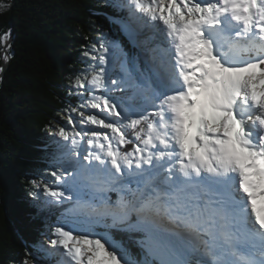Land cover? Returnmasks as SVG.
I'll use <instances>...</instances> for the list:
<instances>
[{
	"label": "snow or ice",
	"instance_id": "6c2138e0",
	"mask_svg": "<svg viewBox=\"0 0 264 264\" xmlns=\"http://www.w3.org/2000/svg\"><path fill=\"white\" fill-rule=\"evenodd\" d=\"M113 7L141 52L84 53L81 103L26 177L38 207L62 210L24 264L50 249L61 264H264V0Z\"/></svg>",
	"mask_w": 264,
	"mask_h": 264
},
{
	"label": "trees",
	"instance_id": "16d2710c",
	"mask_svg": "<svg viewBox=\"0 0 264 264\" xmlns=\"http://www.w3.org/2000/svg\"><path fill=\"white\" fill-rule=\"evenodd\" d=\"M10 2L0 0L8 5L0 8V38L10 37L11 21L15 30L0 87V264H23L32 259L26 253H35L41 242L40 232L47 227L39 217L48 211L29 196L26 177L46 171L41 149L49 129L65 126L66 110L80 105L72 84L93 63L84 53H93V45L99 48L107 39L104 22L118 11L113 0H16L12 8ZM8 41L0 46V67ZM112 235L139 258L141 250L127 234L112 230Z\"/></svg>",
	"mask_w": 264,
	"mask_h": 264
},
{
	"label": "rangeland",
	"instance_id": "374dc122",
	"mask_svg": "<svg viewBox=\"0 0 264 264\" xmlns=\"http://www.w3.org/2000/svg\"><path fill=\"white\" fill-rule=\"evenodd\" d=\"M115 2V0H113ZM123 13L119 12V16L117 18H109L108 20H105L104 22V31H105V35L107 36V39L104 40L103 43H107L110 41H118L121 45V47L123 48L124 52L127 53L129 55V57H131L133 54H137L139 53L138 50L134 49V51H136V53H134L133 50H131L130 48V43L129 40H127L126 42L123 41L124 38V30L122 28V26H120V24L117 22V20H120L122 17ZM1 44H2V40H1ZM0 44V46H1ZM1 53V52H0ZM73 115L75 116L76 114L73 113ZM65 120L67 117H63ZM63 207H67V205L63 206ZM62 210V208L57 209V208H53L51 210L48 209V215L43 217L44 223L47 225L49 223H51L55 217L59 214V212ZM47 231V228H46ZM42 233H44V231H42ZM49 242L48 237L41 235V242L44 245H47ZM52 255H48L46 256L44 253H39L37 254V259H38V264H59L58 261H65V258L62 256V254L55 249H50ZM33 259V258H32ZM32 259H29V261L31 262ZM26 260V259H25ZM25 260L23 261V264L25 262Z\"/></svg>",
	"mask_w": 264,
	"mask_h": 264
},
{
	"label": "water",
	"instance_id": "95a60500",
	"mask_svg": "<svg viewBox=\"0 0 264 264\" xmlns=\"http://www.w3.org/2000/svg\"><path fill=\"white\" fill-rule=\"evenodd\" d=\"M16 0H11L10 2V7L12 8L14 6V2ZM14 26H13V23L12 21L10 22V29L7 31L10 33V36H11V45H10V49L12 47V45L14 44V40H15V33H14ZM12 55L13 53L10 51L9 54H8V60L5 62V64L2 65L1 69H3V71H0V87L2 86L3 84V78H4V73L6 72L7 68H8V64H9V61L10 59H12Z\"/></svg>",
	"mask_w": 264,
	"mask_h": 264
},
{
	"label": "bare ground",
	"instance_id": "6f19581e",
	"mask_svg": "<svg viewBox=\"0 0 264 264\" xmlns=\"http://www.w3.org/2000/svg\"><path fill=\"white\" fill-rule=\"evenodd\" d=\"M126 16V14L125 13H123V15H122V19L124 18ZM120 25H121V23H120ZM148 29H144V33H145V35H148V34H150V33H148V31H147ZM7 33H9V32H7ZM9 35H10V33H9ZM141 38H143V37H141ZM10 45H11V36L9 37V41H8V43L6 44V45H4V48H3V51H2V65L3 64H5V60H4V56L5 55H7L8 56V54H9V49H10ZM137 50L139 51V53L141 52V49L140 48H138L137 47ZM2 65H1V67H2ZM1 67H0V69H1ZM61 262L62 261H58V263L59 264H61Z\"/></svg>",
	"mask_w": 264,
	"mask_h": 264
}]
</instances>
